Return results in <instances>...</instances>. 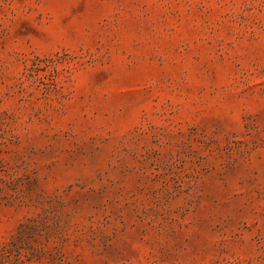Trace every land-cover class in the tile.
<instances>
[{"label":"rangeland","instance_id":"obj_1","mask_svg":"<svg viewBox=\"0 0 264 264\" xmlns=\"http://www.w3.org/2000/svg\"><path fill=\"white\" fill-rule=\"evenodd\" d=\"M0 264H264V0H0Z\"/></svg>","mask_w":264,"mask_h":264}]
</instances>
